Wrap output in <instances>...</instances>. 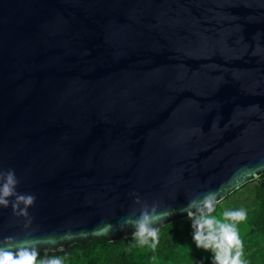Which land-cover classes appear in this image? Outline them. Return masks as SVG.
<instances>
[{"label":"water","instance_id":"1","mask_svg":"<svg viewBox=\"0 0 264 264\" xmlns=\"http://www.w3.org/2000/svg\"><path fill=\"white\" fill-rule=\"evenodd\" d=\"M8 171L0 239L44 253L132 237L125 218L153 205L159 227L186 219L260 177L264 0H0Z\"/></svg>","mask_w":264,"mask_h":264},{"label":"clouds","instance_id":"2","mask_svg":"<svg viewBox=\"0 0 264 264\" xmlns=\"http://www.w3.org/2000/svg\"><path fill=\"white\" fill-rule=\"evenodd\" d=\"M16 182L14 173L8 171L0 183V207L8 205V197L14 193ZM34 201L35 196L30 193L16 195L13 212L27 217ZM185 212L190 222L192 242L196 248L210 254L212 264H249L243 237L244 220L248 215L244 204L225 207L224 202L218 199V193L211 191L198 200L190 201ZM167 215V212L158 213L153 205L142 209L135 219L125 218V222L131 223L134 229L131 246L155 251L161 234L158 221ZM30 223L29 219L25 227ZM0 264H64V259L59 255H41L34 246H16L14 237L6 236L0 239Z\"/></svg>","mask_w":264,"mask_h":264},{"label":"trees","instance_id":"3","mask_svg":"<svg viewBox=\"0 0 264 264\" xmlns=\"http://www.w3.org/2000/svg\"><path fill=\"white\" fill-rule=\"evenodd\" d=\"M239 192L255 205L247 222L248 230L243 234L249 264H264V174L244 184L224 200ZM189 224L186 218L160 227V240L155 251L131 246L132 237H129L114 242L91 239L84 245L73 244L64 251L40 254L59 255L64 264H186L187 254L194 244ZM153 256L155 260L151 259Z\"/></svg>","mask_w":264,"mask_h":264},{"label":"rangeland","instance_id":"4","mask_svg":"<svg viewBox=\"0 0 264 264\" xmlns=\"http://www.w3.org/2000/svg\"><path fill=\"white\" fill-rule=\"evenodd\" d=\"M243 197V199H241ZM224 206L233 205V204H244L245 207L248 209V215L246 219L244 220V231L243 234L248 230L247 222L250 219L251 215L254 212L255 205L254 203L247 199L246 196L241 194V192L237 193L236 196L233 198H229L228 200H224ZM210 254L208 252H205L202 249H198L195 247L194 244H192V249L190 251V254H187V262L186 264H212V261L209 258Z\"/></svg>","mask_w":264,"mask_h":264}]
</instances>
